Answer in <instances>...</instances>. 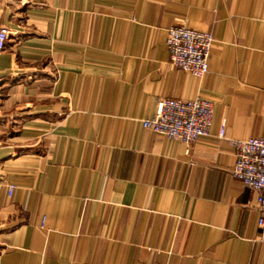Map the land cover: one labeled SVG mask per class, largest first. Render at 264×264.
I'll use <instances>...</instances> for the list:
<instances>
[{
	"label": "crops",
	"instance_id": "1",
	"mask_svg": "<svg viewBox=\"0 0 264 264\" xmlns=\"http://www.w3.org/2000/svg\"><path fill=\"white\" fill-rule=\"evenodd\" d=\"M175 24L212 33L204 76ZM0 26V264H264L228 142L264 137V0H0ZM197 96L190 146L143 127Z\"/></svg>",
	"mask_w": 264,
	"mask_h": 264
},
{
	"label": "built area",
	"instance_id": "2",
	"mask_svg": "<svg viewBox=\"0 0 264 264\" xmlns=\"http://www.w3.org/2000/svg\"><path fill=\"white\" fill-rule=\"evenodd\" d=\"M8 29L0 26V50L4 49ZM214 37L209 31L175 24L168 28L166 46L169 64L186 73L202 77L208 73V59ZM212 100L197 96L193 99L161 98L151 117L141 120L147 130L182 142L186 147L199 137L207 136L212 124ZM234 147L235 161L232 176L255 192L258 240L264 242V137L229 139ZM15 186L7 185L8 195Z\"/></svg>",
	"mask_w": 264,
	"mask_h": 264
}]
</instances>
